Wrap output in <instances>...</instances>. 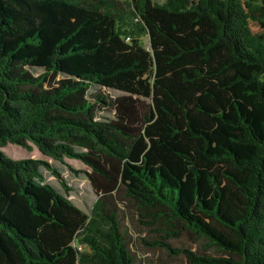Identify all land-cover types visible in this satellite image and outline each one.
<instances>
[{"label":"trees","instance_id":"16d2710c","mask_svg":"<svg viewBox=\"0 0 264 264\" xmlns=\"http://www.w3.org/2000/svg\"><path fill=\"white\" fill-rule=\"evenodd\" d=\"M9 143L88 165L92 210ZM127 198L185 264H264V0H0V264H140Z\"/></svg>","mask_w":264,"mask_h":264},{"label":"rangeland","instance_id":"374dc122","mask_svg":"<svg viewBox=\"0 0 264 264\" xmlns=\"http://www.w3.org/2000/svg\"><path fill=\"white\" fill-rule=\"evenodd\" d=\"M149 46V39H144ZM36 73L41 69H34ZM99 86H93L90 92L96 93ZM106 91L111 97L119 95L121 92L113 89H102ZM104 116H112L113 112L105 110L101 112ZM6 153L12 158H42L50 162L63 174L71 190L68 192L62 186L58 178L46 167L42 166L41 170L45 176V180L53 184L61 193L66 195L75 205L86 212H90L94 203L98 198V192L93 187L89 172L91 168L83 161L77 158H66V162L62 163L54 158L44 156L40 150L35 146L33 150H29L18 144L9 143L3 148ZM121 221L124 229L130 230L129 236L132 237L133 250L136 251L140 264H185L186 258L184 255L169 254L165 248L151 247L144 242L143 238L154 239L159 238V231L154 230L153 226L141 221V217L137 214V204L126 199L125 204L122 205ZM159 225H157L158 227ZM159 228V227H158ZM169 241L174 246L190 247L201 252H208L211 254L220 255L215 246H208L207 240L197 238L195 235L182 232L178 237H170Z\"/></svg>","mask_w":264,"mask_h":264}]
</instances>
